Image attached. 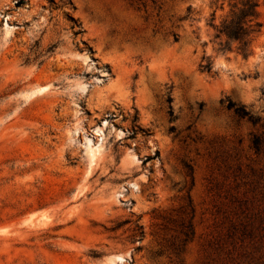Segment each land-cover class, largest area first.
Wrapping results in <instances>:
<instances>
[{"label": "rangeland", "instance_id": "1", "mask_svg": "<svg viewBox=\"0 0 264 264\" xmlns=\"http://www.w3.org/2000/svg\"><path fill=\"white\" fill-rule=\"evenodd\" d=\"M20 1L0 0V264H264V0L248 57L217 37L231 0Z\"/></svg>", "mask_w": 264, "mask_h": 264}, {"label": "trees", "instance_id": "2", "mask_svg": "<svg viewBox=\"0 0 264 264\" xmlns=\"http://www.w3.org/2000/svg\"><path fill=\"white\" fill-rule=\"evenodd\" d=\"M231 1H233L231 12L218 28L217 37L221 38V46L224 51L230 50L232 47L231 44L236 42L238 44V51L245 57H248L251 53L253 42L261 32L263 26L260 20V0ZM174 38L175 41H178L179 35L174 33ZM224 38L225 41L223 40ZM205 68L211 70L209 64ZM168 101L171 102V97H169ZM228 108L233 109L241 118H248L253 122L256 121L253 115L243 105H237L229 100ZM170 112L172 113L171 109Z\"/></svg>", "mask_w": 264, "mask_h": 264}, {"label": "bare ground", "instance_id": "3", "mask_svg": "<svg viewBox=\"0 0 264 264\" xmlns=\"http://www.w3.org/2000/svg\"><path fill=\"white\" fill-rule=\"evenodd\" d=\"M43 89L44 88L40 89L39 91H42ZM34 93H36V91ZM95 157H96V153H93V161H94Z\"/></svg>", "mask_w": 264, "mask_h": 264}]
</instances>
